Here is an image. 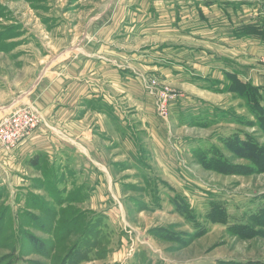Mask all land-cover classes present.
Returning a JSON list of instances; mask_svg holds the SVG:
<instances>
[{"label":"rangeland","instance_id":"1","mask_svg":"<svg viewBox=\"0 0 264 264\" xmlns=\"http://www.w3.org/2000/svg\"><path fill=\"white\" fill-rule=\"evenodd\" d=\"M92 23L133 78L99 133L121 147L100 188L64 159L20 186L0 159V264H264V0H0V111Z\"/></svg>","mask_w":264,"mask_h":264},{"label":"crops","instance_id":"2","mask_svg":"<svg viewBox=\"0 0 264 264\" xmlns=\"http://www.w3.org/2000/svg\"><path fill=\"white\" fill-rule=\"evenodd\" d=\"M114 28L115 25L89 24L84 29L87 38L80 41L78 47L66 41L58 49L55 47L52 55L31 62L35 66L32 84L28 87L24 83L19 84L18 95L5 102L0 116L5 114L7 117L20 105L31 104L37 108L42 119L40 127L20 147L13 151L4 148L5 157L0 156L8 168V171L5 169L8 177L12 180L17 177L20 186L28 184L26 180L31 178L28 173L35 172V169L43 172L44 166L50 167L55 161L63 159L74 167L72 169L77 168V162L83 164L81 171L75 169L79 174L90 175L95 169L101 177L95 179L96 187L104 185L101 169L114 154L113 151L106 152V144L109 142L113 150L120 148L121 144L112 136L107 141L99 133L107 128V118L111 124L114 114L123 116L122 108L111 97L130 94L131 88L123 87L121 81L133 84L130 71L126 74L115 68L113 73L110 72L115 62L110 57L116 60L122 56L121 48L116 47L120 44L107 39L113 34L110 32L107 36V32ZM107 53L111 54L110 57ZM149 68H141V73H152L149 71L152 68ZM111 112L113 114H109ZM123 148L127 150L125 145Z\"/></svg>","mask_w":264,"mask_h":264},{"label":"built area","instance_id":"3","mask_svg":"<svg viewBox=\"0 0 264 264\" xmlns=\"http://www.w3.org/2000/svg\"><path fill=\"white\" fill-rule=\"evenodd\" d=\"M40 118L31 105H20L10 116L0 121V147L17 149L21 142L38 128Z\"/></svg>","mask_w":264,"mask_h":264}]
</instances>
